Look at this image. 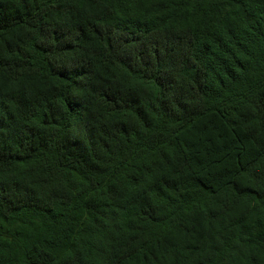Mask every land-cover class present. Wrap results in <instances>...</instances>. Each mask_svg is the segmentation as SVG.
<instances>
[{
	"label": "trees",
	"instance_id": "obj_1",
	"mask_svg": "<svg viewBox=\"0 0 264 264\" xmlns=\"http://www.w3.org/2000/svg\"><path fill=\"white\" fill-rule=\"evenodd\" d=\"M0 264H264V0H0Z\"/></svg>",
	"mask_w": 264,
	"mask_h": 264
}]
</instances>
